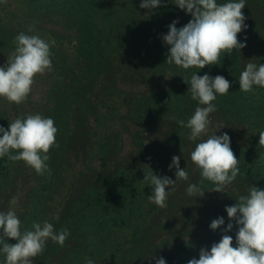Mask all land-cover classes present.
<instances>
[{
  "label": "trees",
  "instance_id": "16d2710c",
  "mask_svg": "<svg viewBox=\"0 0 264 264\" xmlns=\"http://www.w3.org/2000/svg\"><path fill=\"white\" fill-rule=\"evenodd\" d=\"M227 2L230 0H217L218 4ZM140 3L20 0L24 11L11 10V15H4L0 9V56L12 55L19 33L34 35L36 29L41 35L49 29L60 40L75 38L79 42L73 54L63 49L64 41L51 45L52 70L37 75L34 82L42 83L40 100H30L31 91L23 103H10L7 109L0 98V126L6 130L13 120L28 114L50 117L58 129L56 146L50 149L46 162L50 175H38L22 160L12 161L7 155L0 158V209L22 188L21 230L32 228L33 222L48 221L57 233L63 228L70 232L63 246L50 239L46 242L44 260L70 245L78 229L87 225L92 239L98 241L90 255L97 250L101 264H153L167 251L188 264L201 248L210 250L219 242L229 222L233 229L227 234L233 237L235 247L238 226L229 221L226 206L248 195L252 185L264 190V149L258 146L259 132L264 131V88L253 86L252 91L242 92L239 85L247 63L264 64V0H245L242 11L247 28L238 34V40L246 47L234 49L230 55L222 53L219 64L203 69L166 63L170 46L162 37L168 25L177 20L176 26L183 27L191 15L184 16L175 0H162L161 7L152 10L140 8ZM194 73L221 75L230 82L229 92L217 94L212 103L231 131L230 147L240 171L224 193L213 192L211 199H204L189 196L188 185L197 184L204 195L215 185L208 180L201 183L200 169L194 173L191 163L186 185L181 180L169 193L167 207L145 206L147 196L138 193L145 184L144 172L158 168L166 176V164L173 156L184 161L188 142L194 146L201 142L200 138L189 140L190 129L177 123H187L196 107L202 106L191 98L190 85L183 79L190 80ZM121 99L126 100L128 110L122 131L116 128L115 119ZM164 123L172 132L162 136L145 156L135 152L120 157L122 135L127 133L135 145L142 144V132L150 124L156 129ZM58 199L60 204L55 206ZM52 210L53 216L47 219ZM218 217L225 223L213 231L210 224Z\"/></svg>",
  "mask_w": 264,
  "mask_h": 264
},
{
  "label": "clouds",
  "instance_id": "9594fccd",
  "mask_svg": "<svg viewBox=\"0 0 264 264\" xmlns=\"http://www.w3.org/2000/svg\"><path fill=\"white\" fill-rule=\"evenodd\" d=\"M6 2L0 0V3ZM161 3L162 0H141L140 8L152 10L161 7ZM175 5L190 14L192 19L180 28L176 26L177 20L168 25L169 30L162 37L163 42L170 46L166 63L184 69H203L219 64L222 53L230 55L232 50L240 51L246 47L238 40V34L247 28L244 23L247 17L242 11L246 6L245 0H230L224 4H218L217 0H175ZM14 43L15 51L0 67V97L19 105L31 93L35 77L52 70L50 47L55 41L50 44L39 35L21 32L14 38ZM183 79L190 85L191 98L202 106L196 107L187 123L184 120H177V123L190 129L188 139L196 141L208 132L209 115L217 111L212 102L217 94L226 95L231 85L225 77H211L207 73L203 76L194 73L190 80ZM239 85L242 92L252 91L253 86L264 88V64L247 63L240 73ZM57 132L50 117L40 114L18 117L9 123L7 130L0 126V158L7 155L12 161L22 160L38 175L45 172L50 175L46 162L50 159V149L56 146ZM258 146L264 149V131L259 132ZM11 150H18V154H11ZM190 159L200 169L201 183L208 180L215 185L211 192L224 193V188L236 179L240 171L239 160L230 147L227 133L219 136L214 133L197 143ZM173 168L175 180L158 176L151 169L144 172L142 181L152 190L148 200L160 208L167 207L168 189L174 192L177 181L189 179L185 168L180 167L179 156L172 157L169 169ZM186 193L202 198L205 191L197 184H189ZM11 203L15 205L16 199L13 198ZM225 211L229 221L234 220L238 226L236 246H233V237L227 234L233 229V223L229 222L219 242L213 243L210 250L201 248L199 258L190 259L188 264H264V190L252 185L248 195L239 196L238 202L226 206ZM224 223V218L218 217L212 220L210 229L215 231ZM31 227L32 230L22 232L21 221L14 210L0 212V254L5 257L4 264H32V258L43 253L49 239L63 246L70 235L67 228L57 233L48 221L33 222ZM8 240L16 242L9 243ZM86 264L94 262L86 258ZM155 264H166V261L163 257L156 258Z\"/></svg>",
  "mask_w": 264,
  "mask_h": 264
},
{
  "label": "rangeland",
  "instance_id": "374dc122",
  "mask_svg": "<svg viewBox=\"0 0 264 264\" xmlns=\"http://www.w3.org/2000/svg\"><path fill=\"white\" fill-rule=\"evenodd\" d=\"M20 0H7L6 3H0V9L1 11H3L2 13L5 15H11L9 14V12L11 10H13L14 12H18L19 9L24 11L23 5L20 6L19 4ZM184 16L186 15V12H183ZM181 15V14H180ZM189 14H187L188 16ZM6 19H8L6 17ZM34 35H39L42 39H45L46 41H48L50 44L52 41H55L54 45L58 44L60 41H64L62 43L63 49L69 51L70 53H74L76 47L78 46L79 42L76 41L75 38L67 41L66 40H60L59 37L53 35L51 33V31L48 29V33L46 35H41L40 31H38V29L35 30ZM51 35V36H50ZM10 56H0V67H3L6 63H7V59ZM167 76L164 77V79H166ZM163 79V78H162ZM160 83L164 82L163 80L158 81ZM38 84H33L32 88L34 87V89L32 90L31 96H30V100L33 101H38L41 99L42 95H43V90L42 88V83L38 82ZM129 90V89H128ZM125 90V91H128ZM139 89H136L135 91H137ZM3 102L5 107L8 109L10 107V102H8L6 99L0 97ZM118 107H119V112L116 115V128L118 130L123 129V119H125L124 115H127V105H126V100L121 99L118 103H117ZM209 119L211 121L210 125L208 126V132L206 134H202V136L200 137L201 141L202 140H206L208 138V136L212 135L215 133V135H222L223 133H227L228 135H230L231 131L230 129L225 126V124H223L222 120L220 119V116L216 115L215 113H211L209 115ZM151 127L147 128L145 130V132H142V135L144 137L143 138V143L142 144H137L135 145L133 143V137L129 136L127 133H125V135H122V141H120V143L122 144V152L120 154V157L126 158V157H130L132 154H135V152L139 153V157H143L145 155V153H147L151 146H155L159 143V141L161 140L162 136H164V138L166 137V135H168L170 132H172V130H170L168 123H164L162 124V126L157 127L156 129L154 128V126H152L150 124ZM231 129L234 128L233 125L230 126ZM165 130V131H163ZM141 134V133H139ZM137 140V139H136ZM188 151L185 154V159L184 161H180V167L181 168H185V170L188 172H190L187 169V165L193 163L190 159V154L191 152L194 150L195 146L193 144V142H188ZM171 164V163H170ZM170 164H166V168L168 171L167 175L169 178L175 180V168L173 169H169V165ZM160 167V165H157ZM198 168L196 167L195 164H193V171L195 173V171ZM151 170L152 167H151ZM154 174L158 175V176H165L163 173V170H159L158 168H156V171H154ZM182 183V181H177V184L175 185V188H177L178 185H180ZM184 185H186V181H184ZM167 190V189H166ZM212 190V189H211ZM210 189H208L207 194L204 195V199H211L214 196V193L211 192ZM169 193L171 192V189H168ZM138 193L145 195L146 200L144 202L145 206L149 205V200H148V196H150L152 194V190H151V186L150 185H142V190L140 192V190L138 191ZM17 201V203L15 205H13L11 203L12 199H10V203H8L7 205L3 204V209H0V212H7L10 209L14 210L17 214V216L19 217V219L21 220L22 218V211L21 208L24 205L25 206V193L23 191L22 188L18 189V192L16 194V196L14 197ZM55 206H57V204H60L59 199L57 201L54 202ZM152 205V204H151ZM150 205V206H151ZM25 210V209H24ZM54 211L52 210L48 215H47V219H49L51 216H53ZM86 227H82L80 229H78V232L75 233V237L73 239L72 244L70 242V245H68V243L66 245H64L63 249H61V251H56L53 253V255H51L47 260H44V254H40L37 255L36 257L32 258V264H86V258L87 259H91L94 264H101L103 263V259H99V256L97 255V250L94 252L93 255H90V253L92 252V247L94 245H97V240H93L92 237L90 236L92 233V230L88 228L87 225H85ZM27 230H32V228L27 229ZM22 232L24 230H21ZM127 233V232H125ZM123 233V234H125ZM9 243H15V240H8ZM101 245V243H100ZM109 248V247H107ZM170 251H171V247H170ZM44 252V251H43ZM197 256H199V253L196 254V256L194 257H190V259L192 258H196ZM160 257H163L166 261V264H185V260H179V259H175L173 258L172 254H170L169 251L166 252L165 255H161ZM160 257H156V258H160ZM155 258V260H156ZM4 260L5 257L4 255L0 254V264H4ZM45 261V262H44ZM155 264V261L154 263Z\"/></svg>",
  "mask_w": 264,
  "mask_h": 264
}]
</instances>
